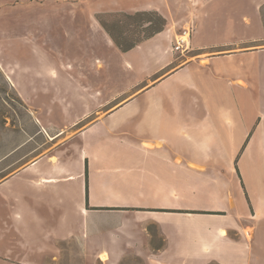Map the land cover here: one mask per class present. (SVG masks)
<instances>
[{
  "label": "crops",
  "instance_id": "0c3cea01",
  "mask_svg": "<svg viewBox=\"0 0 264 264\" xmlns=\"http://www.w3.org/2000/svg\"><path fill=\"white\" fill-rule=\"evenodd\" d=\"M250 3L234 19L247 49L229 57L256 66L264 82V0ZM195 33L200 50L236 41ZM172 37L121 50L113 77L57 75L40 52L17 75L3 68L31 126L16 147L26 152L0 156V264H42L46 245L74 240V219L84 264H264V113L250 131L227 108H210L201 69L169 71ZM209 64L228 78V54ZM191 89L207 107H186ZM42 204L59 212L58 226Z\"/></svg>",
  "mask_w": 264,
  "mask_h": 264
},
{
  "label": "rangeland",
  "instance_id": "374dc122",
  "mask_svg": "<svg viewBox=\"0 0 264 264\" xmlns=\"http://www.w3.org/2000/svg\"><path fill=\"white\" fill-rule=\"evenodd\" d=\"M250 2L252 0H0V156L16 158L26 152L30 145L24 151H18L16 147L22 136L27 137L31 126L27 108L8 83L3 68L13 66V75H17L19 65L35 64L40 52L42 65L55 63L57 75L91 78L116 76L121 49L102 21L112 23L116 14L139 10L158 11L166 18L167 24L159 33L172 31L171 45L177 42L184 29L193 28L183 49L174 51V61L169 71L193 62V66L209 77L208 82H203V88L211 97L209 107L227 108L239 128L248 124L252 131L264 113V82L257 77L256 66L249 68L247 62L242 64L239 56L229 57L247 49L239 41L246 30L234 19L241 16V9H251ZM144 18L139 24L125 20L126 30L121 39L147 40L150 21L147 16ZM228 18L233 20L228 21ZM198 29L201 31L200 38L208 43L228 39V36L235 37L236 41L218 51L195 49L192 38L198 35L195 33ZM113 32L120 34L116 26H113ZM225 54H228L227 79L223 78L224 75H214L215 69L209 64L211 57ZM241 78L247 79V88L238 84ZM188 93L186 107L190 106V101L195 108L207 107L201 100L196 103V99H199L196 89ZM72 135V132H66L62 140ZM41 151H45V148ZM19 166H11L8 175ZM53 210L50 211L43 204L41 206L42 217H48L49 225L58 226L59 221H54L58 219L59 212ZM77 221H73L74 240L71 243L62 241L57 245H46L47 252L42 264H84L78 239L82 235L81 227ZM52 233L54 235V231ZM49 239L54 244L59 241L56 237ZM88 253L93 256L94 252L89 249ZM91 264H97L95 259Z\"/></svg>",
  "mask_w": 264,
  "mask_h": 264
},
{
  "label": "trees",
  "instance_id": "16d2710c",
  "mask_svg": "<svg viewBox=\"0 0 264 264\" xmlns=\"http://www.w3.org/2000/svg\"><path fill=\"white\" fill-rule=\"evenodd\" d=\"M144 16H147L150 25L148 26V35L147 39L153 37L156 33L161 32L167 24L166 18L160 14L158 11H148V10H139L135 13L122 12L114 15V20L112 23L102 21L104 27L108 30V32L112 35L114 41L119 46L122 51H128L138 45L141 41H128L127 39L122 40L125 30L126 24L125 20L129 23L139 24L145 20ZM129 20V21H128ZM113 26H116L120 31V36L116 35L113 32ZM88 174V169L87 172Z\"/></svg>",
  "mask_w": 264,
  "mask_h": 264
},
{
  "label": "built area",
  "instance_id": "2783aa9c",
  "mask_svg": "<svg viewBox=\"0 0 264 264\" xmlns=\"http://www.w3.org/2000/svg\"><path fill=\"white\" fill-rule=\"evenodd\" d=\"M192 31H193L192 27H188L184 29L183 33L179 35V39L177 40V42L173 44L172 46L173 51H179L183 49V46L189 41V37L191 36ZM186 34H188L187 39L183 38V36Z\"/></svg>",
  "mask_w": 264,
  "mask_h": 264
},
{
  "label": "bare ground",
  "instance_id": "6f19581e",
  "mask_svg": "<svg viewBox=\"0 0 264 264\" xmlns=\"http://www.w3.org/2000/svg\"><path fill=\"white\" fill-rule=\"evenodd\" d=\"M183 38L187 39L188 34L184 35ZM0 67H2L1 64H0ZM100 256L102 257V259H106L108 255H107V253L103 252V253H101Z\"/></svg>",
  "mask_w": 264,
  "mask_h": 264
}]
</instances>
